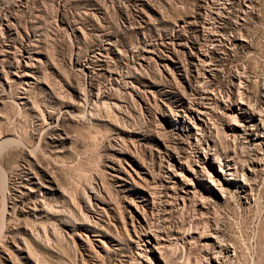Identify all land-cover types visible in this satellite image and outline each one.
<instances>
[{
  "label": "rangeland",
  "instance_id": "1",
  "mask_svg": "<svg viewBox=\"0 0 264 264\" xmlns=\"http://www.w3.org/2000/svg\"><path fill=\"white\" fill-rule=\"evenodd\" d=\"M263 112L264 0H0V264H264Z\"/></svg>",
  "mask_w": 264,
  "mask_h": 264
},
{
  "label": "bare ground",
  "instance_id": "2",
  "mask_svg": "<svg viewBox=\"0 0 264 264\" xmlns=\"http://www.w3.org/2000/svg\"><path fill=\"white\" fill-rule=\"evenodd\" d=\"M203 53V52H202ZM206 53V52H205ZM199 57H200V59L202 60L203 58L201 57V55H198ZM207 58V57H206ZM205 62V61H204ZM201 69V68H200ZM211 70V69H210ZM202 72V71H201ZM27 74V73H26ZM207 89V88H206ZM204 97V96H203ZM200 101V100H199ZM204 103V102H203ZM200 104V103H199ZM197 105V104H196ZM202 105V104H201ZM199 106V105H198ZM238 106V105H237ZM237 106H236V108L234 107L233 108V110L232 111H234L235 109H237ZM193 109V108H192ZM195 109V108H194ZM203 111V110H202ZM236 112V111H235ZM240 112V111H239ZM261 112V111H260ZM197 113V112H196ZM195 113V114H196ZM199 113H200V111H199ZM264 113V112H263ZM261 114V113H260ZM202 115V114H201ZM235 115V114H234ZM238 117V116H237ZM236 117V118H237ZM233 122V121H232ZM240 122V121H239ZM262 122H264V121H262ZM234 123V122H233ZM236 124L238 123V122H235ZM234 123V125H236ZM239 124H241V123H239ZM238 124V125H239ZM255 124V123H254ZM262 124V123H261ZM243 125V124H242ZM256 125V124H255ZM264 126V125H263ZM233 127V126H232ZM253 127H255V126H253ZM261 128H262V126H261ZM263 129H264V127H263ZM262 129V130H263ZM242 130V129H241ZM259 131H261V130H259ZM262 132V131H261ZM249 134V133H248ZM259 136V135H258ZM260 137H264V131L262 132V134L260 135ZM252 139V138H251ZM262 142H264V141H262ZM207 158V157H206ZM220 158V157H219ZM205 159V158H204ZM218 159V158H217ZM168 163V162H167ZM211 163V162H210ZM174 164V163H173ZM170 165V164H169ZM198 165V164H197ZM221 165V164H220ZM232 165V164H231ZM171 166V165H170ZM201 166V165H200ZM204 166V165H203ZM169 167V166H168ZM173 167V166H172ZM183 167V166H182ZM202 167V166H201ZM200 167V168H201ZM228 167V166H227ZM232 167H234V166H232ZM170 168V167H169ZM200 168H198V169H195L194 167L192 168V177H194V178H196V181H204V182H206V183H208L210 186H214V188L220 193V195H223V193H224V191H225V187H224V184H228L229 183V179H234L235 180V178H233V177H231V173H229L230 171L228 170V169H224L223 167H220V168H218V170H216V173H215V170H214V173H215V178L214 177H212V174L211 175H209V173L210 172H208L207 170H206V167L205 168H203L202 167V169H203V171H207L206 173L204 172V174H205V178H201V177H197L195 174L196 173H199V172H203V171H201V169ZM235 168V167H234ZM168 169V168H167ZM171 169V168H170ZM173 169V168H172ZM189 170H190V168H188ZM251 169V168H250ZM169 170V169H168ZM173 170H175V169H173ZM228 171V172H227ZM233 171V170H232ZM236 171V170H235ZM170 172V171H169ZM172 172V171H171ZM213 173V172H212ZM173 174H174V171H173ZM202 174V173H201ZM229 175L230 174V176H225V175ZM175 175H176V172H175ZM177 175H179L178 173H177ZM176 175V176H177ZM191 175V174H190ZM174 176V175H173ZM239 176V175H238ZM179 177H180V175H179ZM188 177V176H187ZM192 177H190L191 179H192ZM235 177H236V173H235ZM243 177V176H242ZM171 178V177H170ZM189 178V180H191ZM182 179L183 178H180V180L182 181ZM241 179V178H240ZM246 179V178H245ZM187 180V179H186ZM189 180H187L186 181V183H185V181L184 182H182L181 184H183V186L184 185H190L191 187L194 185L193 184V182L192 183H190V181ZM193 180V179H192ZM189 181V182H188ZM247 181H249L248 179H246V183H247ZM188 182V183H187ZM245 183V181H244V179H242V180H236V182H234V185L238 188V189H240V191L243 193V194H246V193H248L249 191H248V188L249 187H247V184ZM249 183V182H248ZM180 184V185H181ZM198 185V184H197ZM201 185V184H200ZM234 186V187H235ZM249 186V185H248ZM199 187H201V186H199ZM205 187V186H204ZM183 188H185V187H183ZM252 188V187H251ZM250 188V189H251ZM196 189V188H195ZM184 190V189H183ZM227 191V190H226ZM248 191V192H247ZM187 193V192H186ZM194 194V193H193ZM195 195V194H194ZM216 195V194H215ZM218 195V194H217ZM244 197H245V195H243ZM248 196V195H247ZM190 197V196H189ZM195 197H197V196H195ZM225 198V197H224ZM247 198V197H246ZM184 199V198H183ZM149 233V232H148ZM213 234V233H212ZM145 235V234H144ZM99 242H100V240H98ZM151 241V238L149 237V236H144V238H143V241L142 242H144V243H149ZM155 241V240H154ZM102 243H104V241L102 242ZM103 245V244H102ZM145 245V244H144ZM153 245V244H152ZM219 245V244H218ZM221 245V244H220ZM105 245H103V247H104ZM142 247V246H141ZM146 247H148L147 245H146ZM219 247H221V246H219ZM106 248V247H105ZM223 248V247H222ZM227 249V247H224L223 249ZM207 250V249H206ZM143 251V250H142ZM207 251H209L210 252V250H207ZM207 251H206V253H207ZM141 254V253H140ZM142 254H144V253H142ZM141 254V255H142ZM213 254V253H212ZM214 254H215V252H214ZM206 255V254H205ZM143 256V255H142ZM213 257V256H212ZM147 258H148V255H147ZM205 258H208V257H205ZM217 258V257H216ZM210 259H213L214 261H215V258H210ZM209 258H208V262H209V260H210ZM218 260V259H217ZM201 261V260H200ZM200 261H199V263H200ZM204 261H205V259H204ZM213 261V262H214ZM185 262V261H184ZM181 263V262H180ZM187 263V262H186ZM197 263H198V260H197ZM198 263V264H199ZM183 264V263H182ZM185 264V263H184ZM190 264H192V263H190ZM196 264V263H195ZM201 264V263H200ZM203 264V263H202ZM210 264H212V262L210 263Z\"/></svg>",
  "mask_w": 264,
  "mask_h": 264
}]
</instances>
